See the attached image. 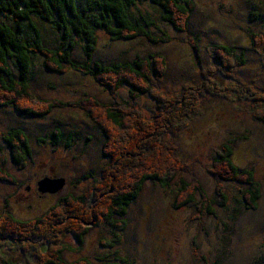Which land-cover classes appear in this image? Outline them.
<instances>
[{
    "label": "rangeland",
    "instance_id": "1",
    "mask_svg": "<svg viewBox=\"0 0 264 264\" xmlns=\"http://www.w3.org/2000/svg\"><path fill=\"white\" fill-rule=\"evenodd\" d=\"M195 2L190 31L200 41L199 66L188 34L163 22L160 9L148 4L139 5L138 9L150 14L171 37L169 42L155 44L147 38L113 40L108 33L99 32L96 61L111 65L133 62L150 54L161 55L168 62L164 78L166 88L177 93L187 84L203 90L204 97L199 100L203 111L178 127L175 133L166 134L184 169L181 167L176 177H169L166 186L157 181L145 184L124 217L125 229L119 231L121 242L112 245V230L92 227L79 252L65 253L67 261L88 258L94 264H204L208 259L209 264H264V123L255 118L262 112L256 96L243 98L242 94L244 88L253 86L264 99V0ZM36 23L45 45L58 46L59 33L49 23L40 20ZM153 32L161 36L159 30ZM254 44L259 48L254 49ZM83 45L79 42L74 52V59L78 62L84 59ZM215 45L232 47L237 51L235 56L242 58V62L234 63L230 75L215 71L216 76L212 77L209 67L217 63L213 54ZM35 73L33 89L39 97L47 101L60 100L70 106L55 109L43 118L20 114L13 107H0V164L16 177L15 183L0 181V213L7 208L21 220L41 216L68 194L81 195L92 185L90 175L100 176L101 168L108 162L102 154L104 133L81 104L92 96L103 103L115 104L111 92L101 82L71 69L61 74L47 71L40 56L35 63ZM213 79L220 83V90L214 84L208 88L204 86ZM229 88L236 90V94ZM163 89V85L155 86L156 92ZM207 89L212 91L211 95L206 93ZM127 90L122 91V97L132 108L144 110L149 117L144 118L145 121H153L152 115H162L156 97L146 95L135 101ZM58 127L63 130L65 140L53 146L52 132ZM17 128L27 133L33 150L31 161L22 170L13 164L10 149L4 141L6 134ZM136 128L140 129L137 125ZM69 136H74L70 148L66 144ZM39 139L47 142L42 143ZM132 143L127 139L122 145L131 149ZM224 145L232 147L236 165L241 170H252L261 184L257 209L247 210L241 203L244 190L241 184L223 181L221 191L227 199L224 206L221 202L213 205L214 213L207 211L208 202H205L204 210H200V192L196 193L193 203L175 208L183 181L199 182L210 198L222 201L214 174L221 169L214 171L213 164ZM136 162L135 154L122 158L117 173L127 169L133 174ZM164 164L166 161L163 164L158 162L157 166ZM116 174L110 183L115 188L120 178ZM45 177L63 178V189L55 195L39 192L38 183ZM26 238L34 246L43 240ZM64 240L73 249L79 247L71 236ZM19 248L16 245L12 254L19 255L20 263L26 264L25 259L31 250L23 245L27 249L20 253Z\"/></svg>",
    "mask_w": 264,
    "mask_h": 264
},
{
    "label": "trees",
    "instance_id": "2",
    "mask_svg": "<svg viewBox=\"0 0 264 264\" xmlns=\"http://www.w3.org/2000/svg\"><path fill=\"white\" fill-rule=\"evenodd\" d=\"M145 4L159 8L163 22L179 32L188 34V41L199 66L200 41L198 36L190 31L196 7L195 0H0V107H13L20 114L43 118L55 109L70 106L60 100L47 101L35 93V63L39 56L43 58V67L47 71L61 74L71 69L90 76L101 82L115 100V104H107L92 96L81 104L104 133L102 154L108 162L101 168L100 176L91 174L92 185L81 195L68 194L41 216L21 220L5 208L0 213V264H22L21 257L12 254V251H16V245L20 247V253L27 249H24L23 245L31 250L25 259L26 264H94L88 258L70 262L65 260L64 256L68 251H80L84 238L92 227L112 230L111 244L120 243L119 231L125 229L126 224L124 217L145 184L148 181H157L166 186L169 177H176L179 169L183 167L182 160L177 158L174 148L168 143L166 134L175 133L178 127L189 123L194 115L203 111L199 102L204 97L203 90H197L187 84L177 93L167 89L164 78L168 62L158 54H150L133 62L111 65L94 59L100 31L108 33L113 40L147 38L155 44L171 40L150 14L141 13L138 9L139 5ZM37 20L49 23L59 33L58 46L52 48L45 45ZM155 29L161 32V36L154 34ZM79 42L84 44V59L81 62L74 59ZM257 46L259 48L258 44H254V49H258ZM213 50L217 59V63L209 67L213 78L216 76L215 71L230 75L234 65L242 62V58L235 56L237 51L232 47L215 45ZM211 72L207 71L209 74ZM216 80L205 82L204 86L208 88L214 84L220 90V83ZM156 85H163L162 92L155 91ZM125 88L135 101L146 95L156 97L162 115H152L153 121H145L144 118L149 117H146L144 110L132 108L122 97ZM207 90L206 93L211 95L212 91ZM229 90L236 94V90ZM255 92L253 86L244 88L243 98L256 96L263 113L256 114L255 118L264 123L263 94ZM136 125L140 129L136 128ZM73 137L66 139L68 148L72 146L71 142H74ZM127 139L133 142L131 149L122 145ZM63 140L65 134L58 127L52 132L51 142L53 146H57ZM4 141L10 149L13 164L18 170L25 169L33 156L27 133L21 128L13 129L6 134ZM39 141L47 142L46 139ZM222 152L215 158L213 167L214 171L221 169L214 174L218 180V194L223 202L210 198L199 182L183 181V187L178 190L174 203L175 208L193 203L196 193L200 192V210L203 211L205 202H208L207 211L214 213L212 207L216 202H221V206L225 204L227 198L221 190L223 182H228L243 186L241 203L247 210L257 209L262 189L254 172L241 170L236 165L232 158L231 146H222ZM132 154L137 158L133 174H129L130 170L127 169L117 173L122 158L131 157ZM165 161L163 166H157L158 162L163 164ZM141 165L147 167L141 168ZM114 172L120 176L116 188L110 186ZM0 181L16 182V177L1 164ZM28 190L30 191L31 187ZM27 236L43 240L37 243L38 246H34ZM66 236L74 238L79 247L73 249L67 244L64 240ZM102 245L106 247L105 244ZM37 249L39 252H32ZM207 260L205 259L204 264H209Z\"/></svg>",
    "mask_w": 264,
    "mask_h": 264
},
{
    "label": "water",
    "instance_id": "3",
    "mask_svg": "<svg viewBox=\"0 0 264 264\" xmlns=\"http://www.w3.org/2000/svg\"><path fill=\"white\" fill-rule=\"evenodd\" d=\"M65 180L45 178L38 183L39 191L44 194H57L63 189Z\"/></svg>",
    "mask_w": 264,
    "mask_h": 264
},
{
    "label": "clouds",
    "instance_id": "4",
    "mask_svg": "<svg viewBox=\"0 0 264 264\" xmlns=\"http://www.w3.org/2000/svg\"><path fill=\"white\" fill-rule=\"evenodd\" d=\"M54 179H63V178H54ZM43 180V179H42ZM64 180V179H63ZM40 182V181H39ZM38 191H39V186H38ZM40 192V191H39Z\"/></svg>",
    "mask_w": 264,
    "mask_h": 264
},
{
    "label": "bare ground",
    "instance_id": "5",
    "mask_svg": "<svg viewBox=\"0 0 264 264\" xmlns=\"http://www.w3.org/2000/svg\"><path fill=\"white\" fill-rule=\"evenodd\" d=\"M55 195V194H54ZM24 244V243H23ZM29 252V251H28Z\"/></svg>",
    "mask_w": 264,
    "mask_h": 264
}]
</instances>
